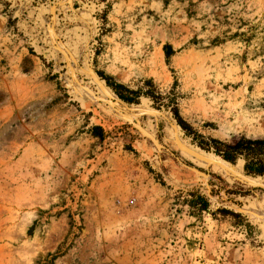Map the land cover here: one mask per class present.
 <instances>
[{
  "label": "rangeland",
  "instance_id": "374dc122",
  "mask_svg": "<svg viewBox=\"0 0 264 264\" xmlns=\"http://www.w3.org/2000/svg\"><path fill=\"white\" fill-rule=\"evenodd\" d=\"M99 71L264 136V0H0V264H264V180Z\"/></svg>",
  "mask_w": 264,
  "mask_h": 264
},
{
  "label": "trees",
  "instance_id": "16d2710c",
  "mask_svg": "<svg viewBox=\"0 0 264 264\" xmlns=\"http://www.w3.org/2000/svg\"><path fill=\"white\" fill-rule=\"evenodd\" d=\"M172 54L173 50L171 47L166 46V61L169 60ZM98 74L122 101L126 103H137L140 96H146L150 98L153 101V105L158 108L161 106L168 108L185 135L191 138L192 143L206 152H211L219 156L226 162L234 164L237 160H243V171L246 175L261 177L264 180V136L247 137L240 135L231 141L204 136L195 131L180 115L179 109L173 99H168L167 102L164 101L167 97L157 91L150 79L145 80L143 88L133 90L122 83L116 82L111 76L101 71H99ZM91 133L99 139H102L104 136L103 130L99 126H93ZM189 195L191 199L187 201V204L191 209H195L196 211H207L209 202L206 196L198 192H190ZM216 212L222 216L228 215L238 219L239 222L244 220L239 213L227 208H218Z\"/></svg>",
  "mask_w": 264,
  "mask_h": 264
},
{
  "label": "bare ground",
  "instance_id": "6f19581e",
  "mask_svg": "<svg viewBox=\"0 0 264 264\" xmlns=\"http://www.w3.org/2000/svg\"><path fill=\"white\" fill-rule=\"evenodd\" d=\"M104 90H105V89H104ZM207 159H208V158H207ZM207 159H206V160H207ZM210 159H211V158H209V161H210ZM215 160H216V159H215ZM211 161H212V160H211ZM214 162H215V161H214ZM217 162H218V161H217ZM216 164H217V163H216ZM220 166H221V168H222V167L225 168L226 164H225V166H224V165H220ZM226 167L228 168L229 166H226ZM229 168H231V167H229ZM223 171H224V169H223ZM232 172H234V171H232ZM235 173H236V172H235ZM230 174H231V173H230ZM255 182H256V181H255Z\"/></svg>",
  "mask_w": 264,
  "mask_h": 264
},
{
  "label": "water",
  "instance_id": "95a60500",
  "mask_svg": "<svg viewBox=\"0 0 264 264\" xmlns=\"http://www.w3.org/2000/svg\"><path fill=\"white\" fill-rule=\"evenodd\" d=\"M262 187H264V184L262 183Z\"/></svg>",
  "mask_w": 264,
  "mask_h": 264
}]
</instances>
